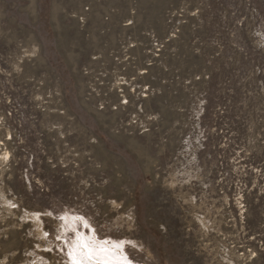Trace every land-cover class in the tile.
Returning a JSON list of instances; mask_svg holds the SVG:
<instances>
[{"label": "rangeland", "instance_id": "obj_1", "mask_svg": "<svg viewBox=\"0 0 264 264\" xmlns=\"http://www.w3.org/2000/svg\"><path fill=\"white\" fill-rule=\"evenodd\" d=\"M75 257L264 264V0H0V264Z\"/></svg>", "mask_w": 264, "mask_h": 264}, {"label": "bare ground", "instance_id": "obj_2", "mask_svg": "<svg viewBox=\"0 0 264 264\" xmlns=\"http://www.w3.org/2000/svg\"><path fill=\"white\" fill-rule=\"evenodd\" d=\"M86 247H87V245H86ZM87 249H88V253L89 254H91V253H93V250H90L88 247H87ZM84 253V252H83ZM76 254V253H75ZM73 257V256H72ZM76 258V264H83V261H82V258L80 257V258H78V257H75ZM85 264V263H84Z\"/></svg>", "mask_w": 264, "mask_h": 264}]
</instances>
